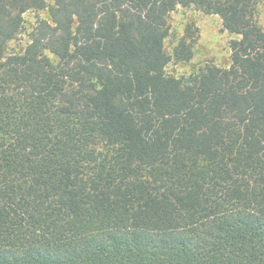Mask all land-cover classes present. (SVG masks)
<instances>
[{"label":"trees","instance_id":"trees-1","mask_svg":"<svg viewBox=\"0 0 264 264\" xmlns=\"http://www.w3.org/2000/svg\"><path fill=\"white\" fill-rule=\"evenodd\" d=\"M262 1L0 0V264H264ZM179 6L229 66L167 72Z\"/></svg>","mask_w":264,"mask_h":264},{"label":"rangeland","instance_id":"rangeland-1","mask_svg":"<svg viewBox=\"0 0 264 264\" xmlns=\"http://www.w3.org/2000/svg\"><path fill=\"white\" fill-rule=\"evenodd\" d=\"M25 24L21 35L10 43L11 51L25 48L29 35L39 18H50L48 11L29 10L24 14ZM257 19L264 29V1L257 9ZM171 34L166 39V47L172 52L180 39L190 27L193 31L194 55L190 61H171L167 66L169 74L181 77L189 75L206 64H216L227 67L231 63L230 42L236 35L224 30L222 19L216 14H206L195 7L179 6L170 16Z\"/></svg>","mask_w":264,"mask_h":264}]
</instances>
